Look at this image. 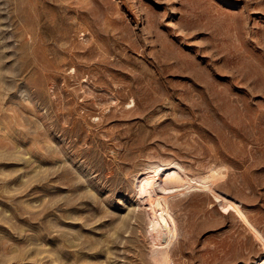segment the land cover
Returning <instances> with one entry per match:
<instances>
[{
	"label": "rangeland",
	"instance_id": "obj_1",
	"mask_svg": "<svg viewBox=\"0 0 264 264\" xmlns=\"http://www.w3.org/2000/svg\"><path fill=\"white\" fill-rule=\"evenodd\" d=\"M165 259L264 264V0H0V264Z\"/></svg>",
	"mask_w": 264,
	"mask_h": 264
},
{
	"label": "bare ground",
	"instance_id": "obj_2",
	"mask_svg": "<svg viewBox=\"0 0 264 264\" xmlns=\"http://www.w3.org/2000/svg\"><path fill=\"white\" fill-rule=\"evenodd\" d=\"M154 172L156 173V170H154ZM211 172L208 176H206L205 179L208 178L211 180V182H215L221 175L218 176L216 173L214 172L211 173ZM155 173L152 174L149 173L148 175H145L140 182L139 189L140 192H144V191L149 192L148 198L151 207L149 210V223H150L149 231L153 242L156 245L168 246L173 241V239H175L177 225L175 218L169 208V204L167 201V194L165 193L164 190L166 187L163 188L160 186V184H159L160 187H156V184L158 183L156 182L155 179L156 177ZM183 181L185 180L180 174L171 172L169 173V175H167L165 183L167 184L172 183L181 186L184 184ZM160 264H169V261L165 259L163 262H160Z\"/></svg>",
	"mask_w": 264,
	"mask_h": 264
}]
</instances>
